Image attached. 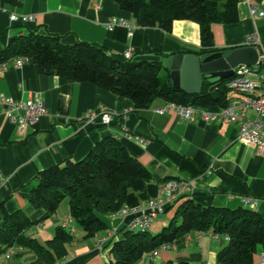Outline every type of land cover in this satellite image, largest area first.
Wrapping results in <instances>:
<instances>
[{"label":"crops","instance_id":"1","mask_svg":"<svg viewBox=\"0 0 264 264\" xmlns=\"http://www.w3.org/2000/svg\"><path fill=\"white\" fill-rule=\"evenodd\" d=\"M258 4L263 9L264 0H258ZM236 10V22L212 25L214 47L219 51L244 46L245 37L254 31L264 34V16L252 17L245 0H238ZM12 13L34 15V19L12 21ZM29 32L57 35L64 44L90 42L121 59L130 50L134 61L161 60L176 48H200L196 22L174 20L169 32L140 26L113 0H19L13 7L0 6V50L12 38ZM0 94L15 100H41L48 111L37 123L20 132L0 105V206L8 212L21 209L30 220L37 221L8 245L14 248L18 264H46L36 261V255L28 247L29 239L45 244L56 227L70 216L68 203L50 216L29 203L28 187L36 182L37 173L67 158H83L105 137L117 138L152 176L150 181L130 179L125 205L134 207L154 198L163 179L179 178L190 185L186 196L203 206L250 208L264 217V154H258L238 139L236 124L185 121L173 109L159 114L155 110L168 103L162 98L154 99L148 108L135 109L129 98L92 83L42 74L30 59L18 67L10 60L0 69ZM219 108L222 107L213 109ZM104 112L111 115L107 124L100 119ZM88 113L94 118L90 119ZM175 205L159 213L148 230L155 233L165 226L174 214ZM99 216L107 230L88 239L82 238L81 233L75 238L78 234L75 222L72 218L67 222L65 228L74 238L67 245V255L55 264L86 261L95 264L110 258V245L105 248L107 243L101 247L98 244L111 231L119 236L126 220L115 213ZM225 243L224 236L192 231L177 238L169 248L144 255L136 264L178 260L219 264L216 253ZM263 253L258 246L253 264H263Z\"/></svg>","mask_w":264,"mask_h":264},{"label":"trees","instance_id":"2","mask_svg":"<svg viewBox=\"0 0 264 264\" xmlns=\"http://www.w3.org/2000/svg\"><path fill=\"white\" fill-rule=\"evenodd\" d=\"M129 12L140 26L171 30L174 20H191L199 25L200 48H176L169 54H208L221 49L214 47L212 25L237 21L238 0H113ZM19 0H0V6L13 7ZM262 41L264 34H260ZM234 49V48H231ZM230 49V50H231ZM23 56L32 60L38 72L57 75L66 80L89 82L118 96L129 98L135 109L148 108L154 99L205 108L225 107L232 92L229 80L221 81L210 90L204 84L198 95H189L172 86L170 71L160 60H123L106 53L101 47L86 41L64 44L53 34L29 32L12 38L0 50V64ZM164 70L165 74L160 72ZM131 178L152 179L151 173L132 157L115 137H105L81 159L64 161L40 170L36 183L28 187L29 203L50 216L62 200L68 198L72 220L88 239L107 230L100 218L102 213H114L125 204ZM170 178H165L167 180ZM0 254L26 229L37 224L21 209L6 211L0 206ZM192 231L227 236L225 245L216 253L219 264H253V255L260 246L264 252V217L250 208L203 206L188 196L175 205L174 214L159 231H136L123 227L111 241L110 258L95 264H136L144 255L163 244H171ZM73 234L58 226L52 238L39 243L30 238L28 247L36 261L55 264L67 253ZM80 264H93L82 262ZM164 264H192L187 260L167 261Z\"/></svg>","mask_w":264,"mask_h":264},{"label":"built area","instance_id":"3","mask_svg":"<svg viewBox=\"0 0 264 264\" xmlns=\"http://www.w3.org/2000/svg\"><path fill=\"white\" fill-rule=\"evenodd\" d=\"M249 4V13L252 17H263L264 9L258 4V0H245ZM12 21H31L34 15L10 14ZM125 23V22H124ZM113 23H109V28ZM244 46L254 47L258 51V61L254 65H241L233 68V75L229 78L227 86L232 92V96L225 107L211 109L193 105H182L168 102L165 106L156 109L159 114H163L168 109H173L183 120L194 121L201 119L204 121H226L237 125L238 139L243 143L252 146L258 154H264V51L262 50V39L258 31L249 33L245 37ZM132 53L130 50L123 54V60H130ZM28 58L17 56L11 59L13 65L20 66ZM0 64V69L6 66ZM0 105L5 110V115L9 121L16 124L20 132H24L27 127L34 125L40 117L48 114V111L41 100H15L0 94ZM90 119L94 118L92 113H88ZM103 123H109L111 115L108 112L101 114ZM188 182L179 178H170L162 181L158 185V193L154 198H149L137 206L130 207L123 205L115 214L123 217L126 221L124 227L129 230H148L153 219L165 211L168 206H172L179 201L182 196L187 195L190 190ZM71 216L62 222V227L67 226ZM116 231H111L106 238L102 239L98 246L104 243L111 244ZM118 236V235H117ZM227 240V236H224ZM169 244H163L160 249L169 248ZM14 248L7 246L0 254V264L7 261L14 255ZM155 252V251H154ZM264 264V253L261 256ZM147 264V263H146Z\"/></svg>","mask_w":264,"mask_h":264},{"label":"water","instance_id":"4","mask_svg":"<svg viewBox=\"0 0 264 264\" xmlns=\"http://www.w3.org/2000/svg\"><path fill=\"white\" fill-rule=\"evenodd\" d=\"M264 9V7H263ZM161 66L170 71L172 86L189 95H198L204 84L210 90L230 78L233 68L254 65L258 61V51L254 47L239 46L208 54L175 53L161 58Z\"/></svg>","mask_w":264,"mask_h":264},{"label":"rangeland","instance_id":"5","mask_svg":"<svg viewBox=\"0 0 264 264\" xmlns=\"http://www.w3.org/2000/svg\"><path fill=\"white\" fill-rule=\"evenodd\" d=\"M160 74L161 75H164L165 74V72H164V70H162L161 72H160ZM36 183V182H35ZM34 183V184H35ZM68 203V198L67 197H65L63 200H62V202L60 203V205H59V207L61 208V205H66ZM58 207V208H59ZM62 226V225H61ZM74 226L77 228V232H78V234L76 233V235H75V238L76 237H78L79 238V236H81V234H83V231H82V229L76 224V223H74ZM81 233V234H80ZM118 235V234H117ZM117 235H115L114 237H113V240H116L117 238H118V236ZM110 244L108 243L107 244V246L105 247V248H107L108 246H109ZM18 262H19V259L18 258H16L15 256H13L12 258H10L9 260H7V264H18Z\"/></svg>","mask_w":264,"mask_h":264}]
</instances>
